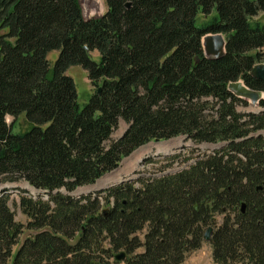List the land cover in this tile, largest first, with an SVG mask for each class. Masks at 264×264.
Listing matches in <instances>:
<instances>
[{
  "label": "trees",
  "instance_id": "trees-1",
  "mask_svg": "<svg viewBox=\"0 0 264 264\" xmlns=\"http://www.w3.org/2000/svg\"><path fill=\"white\" fill-rule=\"evenodd\" d=\"M104 2L84 19L79 0H0V184L47 193L20 195L24 227L0 190V264H181L208 228L215 263L264 264V99L238 111L249 102L228 89L242 80L264 93L250 75L264 64V24L252 19L264 0ZM206 34L224 36L221 57L205 56ZM71 66L94 87L83 104ZM19 114L30 127L12 133L5 117ZM120 120L127 128L112 139ZM179 136L225 146L177 172L68 194ZM167 158L158 172L177 162ZM23 228L35 233L14 251Z\"/></svg>",
  "mask_w": 264,
  "mask_h": 264
},
{
  "label": "rangeland",
  "instance_id": "rangeland-1",
  "mask_svg": "<svg viewBox=\"0 0 264 264\" xmlns=\"http://www.w3.org/2000/svg\"><path fill=\"white\" fill-rule=\"evenodd\" d=\"M81 7L83 10L84 17H97L102 14L105 9L104 0H80ZM209 16H204L198 14L196 21L199 25H204L208 22ZM254 21H258L264 24V13L260 12L252 18ZM209 35L202 38V48L205 54L215 55L219 51L214 49V42L209 39ZM97 57L96 52L92 53ZM48 60L51 64L56 60L57 52H50L47 54ZM67 74L72 76L75 86H77L78 101L80 104L87 102L88 97L94 92V87L90 84L87 77V72L79 66H71L67 69ZM249 102V100H248ZM238 111L254 112L260 111L261 109L256 105L254 107L249 105L244 107L239 105L237 107ZM7 124L10 125L12 133L24 132L30 127V123L24 118V114H19L15 116H6ZM127 124L120 120L116 131L112 135V139H117L125 129ZM225 144H205V143H193L186 136H179L170 139H164L161 141H149L145 145L138 147L129 156L122 158L120 165L113 171L105 173L101 179H99L95 184L90 186L78 187L75 191L68 193L72 197H79L81 195H87L90 193H95L97 190L104 189L110 185H115L123 180H135L136 178H149L150 176H158L165 172H177L183 168L189 166L193 163L196 157H200L203 154H209L215 149L224 147ZM170 155H176V161L171 167L165 169L164 172H158L162 168H165L171 159L167 157ZM193 158L189 162H184L185 158ZM149 159V160H148ZM105 182V183H104ZM105 184V185H104ZM5 189L7 194H9V207L14 212L15 220L23 224L24 227L28 221V218L22 213L19 208V197L20 195L33 196L35 198L41 197L45 199L47 193L40 190L34 189L32 186L28 185L24 181H15L14 183L5 182L0 184V190ZM61 192L67 193L65 190L61 189ZM216 221L221 222L224 218L223 215H216ZM35 233V230H28L23 228L21 234H19V243L14 247V251L20 245L26 237H29ZM144 231L139 233L141 238H143ZM138 251H141L138 250ZM213 248H211L208 242H204L202 246L195 252L189 254L186 259L181 264H217L213 261L212 256ZM112 262L113 259H110Z\"/></svg>",
  "mask_w": 264,
  "mask_h": 264
},
{
  "label": "water",
  "instance_id": "water-1",
  "mask_svg": "<svg viewBox=\"0 0 264 264\" xmlns=\"http://www.w3.org/2000/svg\"><path fill=\"white\" fill-rule=\"evenodd\" d=\"M80 2V6H81V1ZM82 10V7H81ZM83 13V10H82ZM104 13V12H103ZM102 13V14H103ZM101 15V14H100ZM99 15V16H100ZM97 16V17H99ZM84 17V14H83ZM89 18H93V17H84V19H89ZM209 35V39L211 41L214 42V49L218 50L219 52L215 55H211V54H205V56H210V57H221L224 54V48H225V38L224 36H221L220 34H206ZM206 35L204 37H206ZM205 53V51H204ZM197 60V58H196ZM250 75L253 77H256L260 80L264 81V64L260 63V64H256L253 69L250 72ZM228 89L238 98H244L249 100L250 104L252 107L258 105L259 101L261 99H264V93L258 90H252L251 88H249L248 86H246L244 84V82L242 80H238L237 82H231L228 85ZM212 229L208 228L204 233V241L206 242H210L211 240V236H212ZM125 257V252L122 251L121 253L117 254L115 256V260L117 261H122L123 258Z\"/></svg>",
  "mask_w": 264,
  "mask_h": 264
},
{
  "label": "bare ground",
  "instance_id": "bare-ground-1",
  "mask_svg": "<svg viewBox=\"0 0 264 264\" xmlns=\"http://www.w3.org/2000/svg\"><path fill=\"white\" fill-rule=\"evenodd\" d=\"M105 183V182H104ZM105 185V184H104Z\"/></svg>",
  "mask_w": 264,
  "mask_h": 264
}]
</instances>
